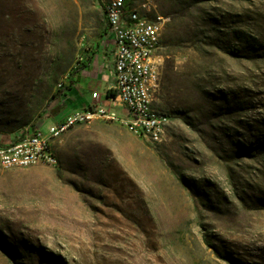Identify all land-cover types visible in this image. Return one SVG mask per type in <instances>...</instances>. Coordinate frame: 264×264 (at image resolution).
I'll list each match as a JSON object with an SVG mask.
<instances>
[{
    "label": "rangeland",
    "instance_id": "obj_1",
    "mask_svg": "<svg viewBox=\"0 0 264 264\" xmlns=\"http://www.w3.org/2000/svg\"><path fill=\"white\" fill-rule=\"evenodd\" d=\"M136 1L167 19L168 140L83 125L57 145V166L0 170V264H264V0ZM2 2L9 143L69 112L72 90L61 112L51 99L93 69L106 19L97 0Z\"/></svg>",
    "mask_w": 264,
    "mask_h": 264
},
{
    "label": "built area",
    "instance_id": "obj_2",
    "mask_svg": "<svg viewBox=\"0 0 264 264\" xmlns=\"http://www.w3.org/2000/svg\"><path fill=\"white\" fill-rule=\"evenodd\" d=\"M97 1L102 4L106 27L102 42L104 56L95 61V66L109 85L105 91L93 90L92 102L57 118L47 132L42 125H35L21 131L12 142H0V170L8 171L9 164L37 167V162L57 166L53 147L62 139L55 138V131L66 130L67 134V127L76 124L115 123L138 132V138L149 144L168 140L170 128L161 127V120L171 118L162 116V109L157 108L167 19L154 5L138 4L136 0ZM71 78L67 74V79H61L59 91H65ZM19 144H26V151H19Z\"/></svg>",
    "mask_w": 264,
    "mask_h": 264
},
{
    "label": "crops",
    "instance_id": "obj_3",
    "mask_svg": "<svg viewBox=\"0 0 264 264\" xmlns=\"http://www.w3.org/2000/svg\"><path fill=\"white\" fill-rule=\"evenodd\" d=\"M103 43H99V46L101 47L100 49V56H99V60H101L104 56V52H103ZM111 55H108V57H110ZM99 64V63H97ZM96 62L94 61L93 63V69L90 70L87 73L86 77H83L80 79V84H78L79 88H74L72 90V94L74 95L73 97H75V99H72V96L69 95L67 96L68 98H70V101L66 100V108L69 112L77 109V108H81L83 107L87 102H85L82 93L80 91H87V90H95L97 88L101 89V84L102 83H106L107 86L109 85V83L104 82L102 80V78L100 77V69L98 67L95 66ZM68 112V113H69Z\"/></svg>",
    "mask_w": 264,
    "mask_h": 264
},
{
    "label": "bare ground",
    "instance_id": "obj_4",
    "mask_svg": "<svg viewBox=\"0 0 264 264\" xmlns=\"http://www.w3.org/2000/svg\"><path fill=\"white\" fill-rule=\"evenodd\" d=\"M97 3L99 5V7L102 9V4H100L99 1H97ZM58 88H60V84H59ZM157 108L158 109H162V116H164L166 118H171L170 115L168 114V112L165 111V109L161 106V101L160 100H157ZM106 124L120 126L119 124H115V123H106ZM83 125H85V124H76V127L83 126ZM86 125H93V124H86ZM33 126H35V125L29 126V127H33ZM170 126H171V119L161 120V127L170 128ZM29 127H27V128H29ZM76 127H67V134L69 132H71ZM120 127L124 128L130 134H132L133 136L138 138V132L133 131L132 129H130V128L126 127V126H120ZM64 136H66V130H56L55 131V138L63 139ZM61 141L62 140H60L59 143ZM57 145L58 144H55L54 147H53V155H54V159L56 160L57 164H59V159H58V155H57ZM19 151H26V144H19ZM41 165H48V164L45 163V162H37V166H41ZM34 167H35V164H9L8 171L9 170H19V169H29V168H34Z\"/></svg>",
    "mask_w": 264,
    "mask_h": 264
},
{
    "label": "trees",
    "instance_id": "obj_5",
    "mask_svg": "<svg viewBox=\"0 0 264 264\" xmlns=\"http://www.w3.org/2000/svg\"><path fill=\"white\" fill-rule=\"evenodd\" d=\"M4 1L5 2H2L3 7H5L3 9H6V11H8V6H9L8 5V3H9L8 1L9 0H4ZM84 67H87V65L84 64ZM79 71L80 70H77V73H79ZM76 84H77V81L75 80L74 76H72L71 81H70V85L68 87H66L65 91H60L57 94L53 95V97L51 99V103L57 100V105L54 108V112L53 113H57V112H61L62 111V109L64 108V106H63V104L61 103V100H60L61 96L64 95L65 92H67L69 90L70 91L73 90ZM185 103H187V102L183 100L182 104H185ZM262 138H263V140L261 138H259V137L257 139H258V144H261V147L264 148V135H262Z\"/></svg>",
    "mask_w": 264,
    "mask_h": 264
}]
</instances>
